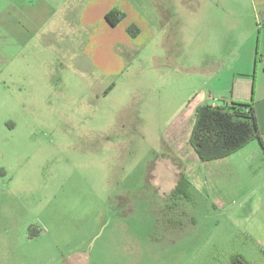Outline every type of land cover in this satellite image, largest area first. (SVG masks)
<instances>
[{"label":"rangeland","instance_id":"374dc122","mask_svg":"<svg viewBox=\"0 0 264 264\" xmlns=\"http://www.w3.org/2000/svg\"><path fill=\"white\" fill-rule=\"evenodd\" d=\"M165 3L135 2L155 34L114 79L79 64L75 48L61 87L0 89V264H264L250 222L223 214L235 189L223 187L221 162L187 175L189 202L170 199L180 171L163 157L194 95L222 86L223 58L247 42L256 15L244 5L248 27L231 38L223 0Z\"/></svg>","mask_w":264,"mask_h":264},{"label":"crops","instance_id":"0c3cea01","mask_svg":"<svg viewBox=\"0 0 264 264\" xmlns=\"http://www.w3.org/2000/svg\"><path fill=\"white\" fill-rule=\"evenodd\" d=\"M138 1L0 0V89L4 91L10 86L25 84L29 88L39 86L43 91L48 87H61L64 82L66 84L68 51H76L75 48H81L79 64L89 61L104 78L114 79L126 69L128 56L137 49V43L142 38H153L155 34L149 17L135 4ZM162 1H166V6L176 5L174 0H158ZM231 1L223 0V6H233L230 14L235 19L231 21V38L243 37L244 28L248 27L238 18L242 7L248 5L254 10L256 16L248 28L251 29L248 40L240 46L237 41L236 47L230 51L231 56L223 58V71L219 75L222 86L196 93L168 131L171 153L163 155L182 161L188 176L197 166L209 163L202 162L190 144L196 110L201 105L252 104L264 142V0H237L233 5ZM111 12L124 13L125 18L112 26L107 21ZM228 12L226 10V14ZM167 15L170 12L167 11ZM228 19H223V22L227 23ZM133 26L139 32L131 38L129 29ZM256 33L257 43L254 41ZM85 35L88 46L82 41ZM225 37L228 34L223 28V39ZM225 52L223 45V54ZM113 86L114 83L109 85L103 94L109 95ZM56 89L58 101L62 91ZM33 93L29 89L34 101ZM46 101L49 103L50 100ZM32 107L35 109V105ZM214 161L223 165V187L235 189L229 193L230 196H223L227 197V201H223V214L230 212L246 219V223L249 221L246 233L251 241L264 248V149L261 143L254 140L235 154ZM230 198L232 205L228 203ZM235 224L239 226L242 221H235ZM240 263L248 264L243 258Z\"/></svg>","mask_w":264,"mask_h":264},{"label":"trees","instance_id":"16d2710c","mask_svg":"<svg viewBox=\"0 0 264 264\" xmlns=\"http://www.w3.org/2000/svg\"><path fill=\"white\" fill-rule=\"evenodd\" d=\"M124 18L125 14L119 12L107 15V21L112 26H116ZM138 32L135 26L129 29L133 37L137 36ZM254 140H258L264 149L252 104L232 102L221 107L204 104L197 108L190 144L202 162L227 158ZM163 157L171 160L180 171L178 182L170 193V199L192 201L191 185L184 164L176 157L168 155Z\"/></svg>","mask_w":264,"mask_h":264}]
</instances>
